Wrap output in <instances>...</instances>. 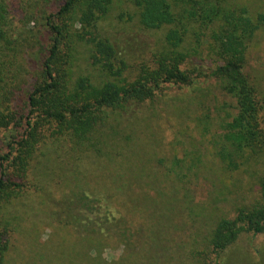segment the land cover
<instances>
[{
    "label": "rangeland",
    "instance_id": "374dc122",
    "mask_svg": "<svg viewBox=\"0 0 264 264\" xmlns=\"http://www.w3.org/2000/svg\"><path fill=\"white\" fill-rule=\"evenodd\" d=\"M231 2L264 12V0ZM84 3L72 12L68 33L74 36L63 46L66 89L79 99L85 96L78 89L80 78L92 87L107 79L92 61L88 35L74 21ZM35 26H25L20 54L34 40ZM96 27L114 43L118 61H124L121 83L133 82L144 67L152 68V53L168 30L143 28L130 0H113ZM206 48L203 44L196 56L206 73L192 85L166 86L153 100L110 112L92 134L94 141L99 138L97 151L78 145L70 133L44 120L22 178L6 167L7 175L20 179L22 186L0 199V220L8 231L1 264H264V233L244 232L218 256L205 244L217 219L233 217L237 207L259 197L256 177L262 168L227 170L214 156L215 135L236 109L234 99L211 75L220 61ZM245 71L264 91V26L247 50ZM32 81L28 75L25 85ZM24 106L25 98L18 95L6 104L19 117ZM261 122L264 128V110ZM24 129L23 124L19 134ZM8 149L1 129L0 156ZM111 157L130 160L129 178H111ZM83 193L100 199L93 201L94 208L103 210L91 212Z\"/></svg>",
    "mask_w": 264,
    "mask_h": 264
},
{
    "label": "trees",
    "instance_id": "16d2710c",
    "mask_svg": "<svg viewBox=\"0 0 264 264\" xmlns=\"http://www.w3.org/2000/svg\"><path fill=\"white\" fill-rule=\"evenodd\" d=\"M82 1L0 0V130L4 129L9 148L0 156V199L22 186L20 179L40 141L44 120L55 123L60 132L70 133L78 145L85 143L84 146L97 151L99 138L94 141L92 134L99 125L104 126L110 112L153 100L166 86H190L205 75L204 65L196 58L204 44L207 52L220 61L211 75L218 80L221 90L234 99L236 109L230 114V120L222 121L223 131L215 135L214 156L227 170H235L240 165L252 170L256 165L262 167L256 177L259 197L248 206L237 207L233 217L217 219L206 238L207 251L218 256L242 233H264V128L261 122L264 91H260L245 71L247 50L264 26V12L254 13L246 4H236L233 0H130L143 28L167 26L168 30L160 47L152 53V68L144 67L133 82L121 83L118 77L124 61H118L114 43L100 36L96 27L97 20L109 11L113 0H85L74 21L88 35L92 61L107 79L100 86L92 87L87 78H80L78 89H83L85 96L79 99L78 94L66 89L67 54L63 46L74 36L68 33L75 14L72 12ZM31 22L37 30L36 34L32 32L34 40L31 38L32 43L20 54L19 42L24 39L25 26ZM28 75L33 78L31 85H25ZM16 95L25 98L24 113L20 117L6 107ZM23 124L24 132L19 134L18 128ZM103 146L108 149L107 142ZM115 159H109L110 171L115 172L111 178H129L130 160ZM112 162L125 167L115 169ZM6 167L21 174L20 179L10 178ZM83 196L94 212V204L100 199H91L85 193ZM99 210L102 207H97L96 211ZM7 232L0 220V264L8 248ZM214 260L217 262L216 257Z\"/></svg>",
    "mask_w": 264,
    "mask_h": 264
}]
</instances>
